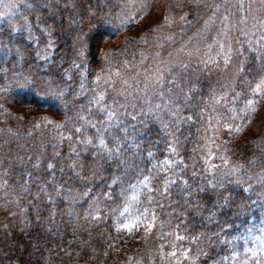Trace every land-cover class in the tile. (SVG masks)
Listing matches in <instances>:
<instances>
[{
    "label": "snow or ice",
    "instance_id": "1",
    "mask_svg": "<svg viewBox=\"0 0 264 264\" xmlns=\"http://www.w3.org/2000/svg\"><path fill=\"white\" fill-rule=\"evenodd\" d=\"M201 2L205 8L213 10L205 20L202 29L197 33L201 36L200 43H204L206 34L216 19H220L222 25L216 35L211 38V43L206 44L208 52H205L204 56L207 59L198 56L201 51L199 46L187 49L186 44L169 52L166 60L159 59V50L164 48L165 42L175 41L178 33L173 29L178 27L182 33L185 31V26L192 24V21L186 18V12L181 14L180 11H176L177 8L182 10L185 7L179 0H130L117 15L98 18L97 30L108 28L119 30L136 26L135 35L139 37L136 43L142 48L139 52L138 63L143 65L149 59L153 61L151 70L148 68L143 70V88L140 87L138 80L140 72L129 76L122 71V69H129L137 65H133L132 61L127 59L123 61H114L113 59V57L125 55V51H113L111 48H104L100 51L99 45H97L98 51L93 52L92 44L86 39V33L77 37L80 46L76 49L75 56L79 59V63L76 59L72 62L73 68L83 67L84 69L80 75L79 91L73 89L71 85L65 86L63 82L57 83L53 79L34 78L32 73L22 70L13 72L11 84L0 87V101H2L0 108H4V105H10L13 108L19 107L23 95H35L45 101H50L48 114L39 117V122L34 124V128L51 126L54 130L53 151L50 159H37L33 163V167L37 169L42 164L45 165V170L49 173V179L39 186V192L44 193L50 202H54L52 192H55L57 196L63 192L64 199L70 204L87 202L88 209L85 210V215L93 216V219L97 221L102 220L105 215L102 213L101 205L108 209L106 215L111 216L113 220H118L128 214V222L120 223L117 231L141 228L145 233H151L157 227L162 231L171 225V221L165 224L161 220L157 226L156 222L160 218L156 209L164 208V204L156 197L168 198L174 186L180 189L184 197L179 207L173 208L169 213V215L177 214L175 218L179 220V223L176 228L179 229L180 224L184 223L180 217L186 219L190 210L191 214L196 216L207 210L206 219L212 222L217 211L232 205L231 196L219 189H225L230 184L243 185L247 183L248 187L243 188V191L249 192L252 191L253 186L248 181L253 178L257 183L264 185V42H262L264 36H261L256 44H253L251 40L247 41V52L253 54L254 66L246 69V61L239 60L235 65V71L227 80L228 91L217 93L213 89L210 93L209 98L214 104L220 105L222 101L227 104L228 114L218 113L217 117L209 118V129L213 131V136L206 137L205 147H208V151L204 158L203 170L197 168L195 157L192 158L193 162L189 165L180 156L178 149L180 141L176 135L179 130L176 125L180 123V119H173V117L180 118L179 105L176 102L182 98L185 107H196L193 102L196 100L197 93L200 92L198 73H202L205 69L212 71L210 67L212 64L216 65L217 70L228 72L232 67L233 56L245 54L244 42L237 39L236 42L240 43L241 47L235 49L232 47L233 37L230 33V25L227 23L228 15L219 16L221 9H224L225 12L228 11L227 7L219 3L213 5L208 0H201ZM27 7L31 8L32 5L28 4ZM240 7L243 8V5L241 4ZM261 8H264V0H261ZM128 9L135 11L129 13ZM240 22L244 23L245 21L242 19ZM260 24L261 27H264V21H260ZM17 31L21 33L19 39L12 36V33ZM25 31L28 41L37 39L26 18L24 25L11 29L7 42L3 35H0V53H5L7 50L6 54H11L15 47V56L17 57L15 63L21 67L29 54V50L22 43ZM41 31H45V29ZM241 32L247 35L243 29ZM126 39L130 40V38ZM189 39L191 40V37ZM51 46L52 41L49 40L47 47ZM145 48L147 50H143ZM214 48L217 49L215 56L219 59H214L208 54ZM151 49H156V51ZM174 53H184L188 59L185 60ZM97 55L101 66L95 72V78L91 81L92 87L89 88L87 72L89 58ZM131 55L135 59L137 54L132 53ZM36 56L48 62L47 48L43 56L40 52H37ZM193 57H197V63L203 64L204 67L193 68ZM220 60L223 61L222 65ZM166 75L171 76V79H166ZM249 76L251 78H248ZM67 79H71V77L69 76ZM238 83L242 85L239 91H237ZM165 84L171 85L167 89L170 94L168 99L162 100L160 103H153L158 89L160 96H164ZM150 86L151 92H149ZM109 90L115 93L111 96L110 102ZM89 91L92 95L88 99L87 105L81 104L77 108L75 101ZM229 93H234L230 101L228 100ZM69 94H71V99H69ZM69 103H72L71 108ZM173 104H176L175 109L169 107ZM129 106L133 110L138 109L136 114L127 113ZM94 109L98 113L96 116L93 115ZM121 109H124V112ZM165 110L169 113L167 120L162 115ZM69 112L72 115H69ZM126 113L136 123L128 125L121 120V116ZM138 116H143L144 119L138 120ZM55 117H61V119L57 120ZM183 119L191 121L193 115ZM213 119H215L214 124L212 123ZM149 121L159 122L163 134L170 137L165 141L167 154L163 159L157 158L154 149V145L160 143L159 139L152 142L138 137L137 124L147 128ZM256 121L259 122L257 138L248 140L246 132L252 131V125ZM129 127L132 132H129ZM114 128L119 130L120 135L113 133ZM221 130L227 134L229 139L218 144L217 133ZM240 137L244 138L245 143L258 146L262 155L258 157L254 155L253 158L244 162L240 159H233L236 152L227 145L234 143ZM65 141L68 142L66 154L60 150ZM146 143L149 145L148 147H145ZM210 146H214L216 151L213 152ZM213 157L220 163H213ZM113 162L120 171H109ZM256 167L260 168L259 172L252 171ZM57 169L61 176L67 177L66 180L57 182L55 179ZM189 169H191L190 177L188 176ZM97 181H100L101 188L106 190L95 192V182ZM49 183L52 185L51 192L48 190ZM22 190L27 192L29 188L22 186ZM201 193H206L210 199L206 200L204 196L199 195ZM117 196L122 200L116 204V207H112L108 202L115 203ZM211 197H215V199L213 200ZM242 206L240 205V207ZM225 227H228L227 223L221 228V232ZM254 229L260 233L259 236L254 237L255 241L259 243V247L245 248V258L239 260V264H248V260L253 258H257L256 264H264V261L258 258L264 256V219H261L259 226L253 225L252 228L247 229L250 236L253 235ZM165 234L172 235L173 233ZM214 235L219 238L220 233H214ZM161 238L163 237L161 236ZM175 238L177 241H183L188 237L177 232ZM202 238L211 239V237H205L204 233L194 234L190 239L192 243H196ZM235 239H245V237L237 236ZM222 242L233 245L232 259L238 260L240 253L235 251L234 241ZM173 247L176 245L173 244ZM200 255H206V253L201 249L192 256L191 250L188 248H185L179 257L176 251H170L166 255L163 251L160 252L161 259L171 257L175 259L176 264H180L181 259L189 260L190 256H192L191 264H195ZM227 259L229 258L223 257V260Z\"/></svg>",
    "mask_w": 264,
    "mask_h": 264
},
{
    "label": "trees",
    "instance_id": "2",
    "mask_svg": "<svg viewBox=\"0 0 264 264\" xmlns=\"http://www.w3.org/2000/svg\"><path fill=\"white\" fill-rule=\"evenodd\" d=\"M122 2L123 0H29L22 7V10L15 19L0 25V35H3L5 42H7L8 33L11 32V29L24 25L26 18L37 39L28 41L26 39L27 32L23 33L24 39L22 43L29 50V54L22 67L15 63L17 59L15 47H13L11 54H6L7 50H5V53H0V87L11 84L13 72L22 70L26 73H32L34 78L53 79L57 83L63 82L65 86L71 85L73 89L79 91L80 75L84 69L83 67L73 68L72 62L76 59L77 63H79V59L75 56V51L80 46L77 37L82 33L87 34L86 39L92 44L93 52L98 51L97 45H99L100 51L104 48H111L113 51H125V55L116 56L113 59L114 61L127 59L132 61L133 65H137L129 69H122V71L126 72L129 76L140 72L138 80L141 86L144 78L143 70L145 68L151 70L153 61L149 59L143 65H139V52L142 48L136 43L139 39L135 35L137 31L136 27H126L129 29L121 28L119 30L115 28L97 30L96 27L98 18H107L109 15L114 16L120 13L118 8ZM44 3L47 5L41 7V4ZM28 4H31L32 7H27ZM37 4L40 5L37 6ZM183 4L185 5V11L188 12L189 20L194 21L197 18L196 12L191 10L189 3L183 2ZM48 8H53L54 10L50 12ZM42 29H45V31H41ZM12 36L19 39L21 33L17 31L12 33ZM126 38H130V40ZM49 40L52 41L51 47H47ZM175 46V42L165 44L164 48L159 50V58L164 59L169 51L172 50L173 52L177 48ZM46 48L48 62L36 56L37 52H40L43 56ZM151 50L156 51V49ZM132 53L137 54L135 59H133ZM251 56L235 55L233 59L235 57L234 60L236 62L233 63L245 60L246 69L252 68L255 61ZM100 66L101 62L98 55L89 58L87 69L89 88L92 87L91 81L94 80L95 72L99 70ZM192 67L198 68V65L194 64ZM5 69L7 71H4ZM198 75L200 92L197 93L196 100L193 102L196 104V107H185L181 98L176 102L179 105L180 118L173 117V119H180V123L176 125L179 129L176 132L180 141L178 149L180 156L189 165L192 164V158L195 157V151L200 143L202 120L204 117L203 110L209 102L210 93L213 90V84L208 76L204 73H198ZM69 76L71 79H67ZM248 78L251 77L249 76ZM133 83L135 84V82ZM117 86L119 85L117 84ZM166 87L168 88V86ZM240 87L242 85L238 83L237 91L240 90ZM163 90L165 91V85ZM91 95L92 93L89 91L80 96L75 101L77 108L81 104L87 105V101ZM113 95L115 93L109 90V102ZM233 95L234 93H229L228 100ZM69 99H71V94H69ZM135 103L139 104L140 102ZM155 103L160 102L156 100ZM223 103L222 113L227 115L228 106L226 104L225 108V102ZM49 104L50 101H45L41 97L23 95L19 107L13 108L10 105H4V108H0L1 197L8 198L9 200L13 198V203H15L21 199L20 197H23L22 194L25 192L22 190L23 186L29 188V191L25 192V197L30 200L32 199L31 204L25 207L27 212L25 217L22 218L21 226L8 233L0 232V264H131L125 261L115 249L111 219L102 222L94 221L90 216L85 215L86 208L84 205L78 203L71 205L64 199L63 192L59 196L55 192H52L54 202H50L44 193L39 192V186H42L49 179V173L45 170V165L42 164L37 169L33 167V163L37 159L47 160L51 158L54 130L51 126H42L36 129L34 128V124L39 122V117L48 114ZM170 106L174 109L176 108V104ZM237 106L239 107L240 105L238 104ZM69 107H72V103H69ZM5 109H7V112H5ZM121 111L124 112V109H121ZM137 111L138 109L133 110L131 106L127 109V113L136 114ZM127 113L121 116V120L128 125L136 123V121L131 120V117ZM68 114L72 115L71 112ZM93 115H98L95 109L93 110ZM162 115L164 119H169V114L162 113ZM189 115H193L191 121L183 119ZM55 119L60 120L61 117H55ZM143 119V116H138V120ZM258 124V121L254 122L252 131L246 132L248 140L257 138ZM129 132H132L131 127H129ZM113 133L120 135L119 130L115 128L113 129ZM137 133L138 137L145 141L155 142L159 139L160 143L155 144L154 149L157 158L163 159L165 157V141L169 140L170 137L163 134L159 122L149 121L147 128H144L141 124H137ZM227 139H229L228 136L226 137ZM148 146L146 143L145 147ZM227 146L236 152L233 159H240L242 162L253 158L254 155L257 157L262 155L258 146L245 143L243 137L237 138L234 143ZM60 150L62 153H67V141L61 146ZM196 164L198 169L203 170L197 162ZM109 171L118 172L120 170L116 168L115 162H113ZM252 171L259 172L260 168L256 167ZM29 173H31V176H29ZM190 175L191 169H189L188 173L189 177ZM55 179L57 182H62L67 177L61 176L57 169ZM197 179L199 180V178ZM252 180L256 181L255 178ZM252 180L248 181L253 186L252 191L249 192L243 191V188L248 187L247 183L243 185L230 184L225 189H219V191L229 194L233 203L229 207L217 211L212 222L206 219L208 216L207 210L199 216L192 215L190 210L186 219L180 217L181 220H184V223L180 224L179 229L176 228L177 223H179V220L175 218L177 214L173 213L169 215V213L172 212L173 208H178L179 204L183 202L184 197L180 189L174 186L168 198L157 196L156 198L164 204V208L156 209V213L160 218L158 223L160 224L161 220L165 224L171 221V225L165 227L167 230H172L188 237L181 241L178 247L168 249L169 252L176 251L179 257L180 253L185 248H188L191 250V254H193L194 249H196L194 246L198 242H191L190 238L192 235L204 233L205 237H212L216 232L220 234L231 232L239 229L243 222H248L250 219L258 217L259 214H263L264 198L262 197H264V185L255 184ZM100 185V181L95 182V192L106 190L102 189ZM51 189L52 185L49 183L48 190L51 192ZM199 195L204 196L206 200L210 199L206 193ZM211 199L214 200L215 197H211ZM121 200L122 198L116 197V202L120 203ZM253 201L255 203H252ZM240 205L243 206L240 207ZM208 206L210 207L211 205L209 204ZM225 223H227L228 227H225L224 231L221 232V228ZM185 229H187V232H185ZM200 241L207 242V239L202 238ZM150 257L141 259L139 264H176L174 258L161 259L160 254L153 253ZM223 257H227L224 250L218 251V249H213L205 256L196 259L195 264H233L228 259L223 260ZM191 258L192 256H190L189 260L181 259L180 264H191Z\"/></svg>",
    "mask_w": 264,
    "mask_h": 264
},
{
    "label": "rangeland",
    "instance_id": "3",
    "mask_svg": "<svg viewBox=\"0 0 264 264\" xmlns=\"http://www.w3.org/2000/svg\"><path fill=\"white\" fill-rule=\"evenodd\" d=\"M29 0H2L0 2V25L4 23H8L11 20L15 19L19 12L22 10V7H24ZM130 0H123L121 6L118 8V11L121 12L122 8L125 4L129 3ZM180 3L185 2L186 4L189 3L191 5V10L193 12H196L197 18L193 21L192 24L189 26H185V31L180 32L178 27H175L173 31L178 33L175 37V43L177 48L179 46L185 45L187 49H192L194 47L199 46L201 51L198 54L199 57H202L204 59H207L206 56H204L205 52H208V49L206 47L207 43H211V38L216 35V32L222 27L220 19H216L214 24L211 26L210 31L206 34V39L204 43H200L201 36L197 35L198 31L202 29L205 20L208 19V17L212 13V8H205L203 2L201 0H179ZM211 4H224L228 11L225 12L224 9H221V12L219 13L220 17H223L225 15H228V21L227 23L230 25V33L233 37L231 43L232 47L240 48L241 44L237 43L236 40L239 41L244 40L243 47L245 48V56L250 57L253 55L252 53L247 52V41L251 40L253 44H256L257 40L261 36H264V27H261L260 21H264V8H261V0H208ZM42 3V2H41ZM243 5V8L240 7V5ZM5 5H8L7 7ZM40 4H37V6ZM47 4H41V7H45ZM36 6V7H37ZM54 10L53 8H48V11L52 12ZM129 13L135 11L134 9H128ZM176 11H180L181 14L187 13L186 18H188V12L185 11V8L182 10L177 8ZM199 14V15H198ZM139 19V17H138ZM244 20V23H241V20ZM131 27H136L135 25ZM129 29V28H126ZM241 29L244 30V33H247V35L243 34L241 32ZM168 34V33H166ZM191 37V40L189 39ZM264 42V41H262ZM172 43V42H171ZM165 44H169V42H165ZM169 48V47H168ZM171 50V48H169ZM168 49V50H169ZM174 49V48H173ZM217 49H213L208 54L213 56L214 59H219L215 56V52ZM169 52H172L169 51ZM168 52V53H169ZM174 55H180L183 59L187 60L188 57L184 53H174ZM235 56V55H234ZM253 57V56H251ZM168 58L167 56L164 58L165 60ZM163 59V58H159ZM235 59V57H234ZM233 59V62H236V60ZM221 65L223 64V61L220 60ZM198 65V68H203V64L197 63V57L192 58V65ZM235 65L236 63H232V67L228 72H221L217 70L216 65L212 64L210 65L212 71H208L205 69L202 73H204L206 76H208L209 80L213 84V89L217 93L220 92H226L228 91L227 88V80L231 77L232 73L235 71ZM161 67H164V65H161ZM200 74V73H199ZM196 75V74H195ZM166 79H171V76L166 75ZM171 87V85L165 84V91L164 96L161 97L159 94V89L157 90V93L155 97L153 98V103L166 101L169 97V93L167 91V87ZM143 88V84L140 86ZM149 92H151V86L149 88ZM174 96V93H173ZM232 97V96H231ZM230 97V98H231ZM229 98V100H231ZM130 100H132L131 97H129ZM132 102H138V101H132ZM223 102H221L220 105L214 104V102L209 99V102L205 105L203 110V120H202V130L200 134V143L197 147V150L195 151V159L196 162L202 167L204 166V158H206V154L208 151V147H205L206 145V137L213 136V131L209 129V118L210 117H217L218 113H222L223 110ZM169 107H171L169 105ZM226 108V103H225ZM163 114H169L167 110L163 112ZM212 123H215V119L212 120ZM2 134V133H1ZM219 136V139L217 140V143H221L223 140H226L227 134L221 130L219 133H217ZM10 136V135H9ZM8 136V137H9ZM212 151L215 152L216 149L214 146H210ZM167 153H165L166 155ZM213 163L219 164L220 161L213 157L212 160ZM254 180H252L253 182ZM253 183H257L254 181ZM258 184V183H257ZM25 194V195H24ZM15 195V194H13ZM23 197H20L17 202H14V199H8V198H2L0 193V232L2 233H8L11 230L17 229L21 226L22 218L25 217L27 210L25 209L26 205H30L32 202V199L26 198V193L23 192ZM112 205V207H116V204L119 202H116L115 204L112 201L108 202ZM78 204L84 205L86 209H88V203L80 202ZM72 205V204H71ZM69 205V206H71ZM102 213L105 214L104 218L97 222H102L107 219H111L113 224V243L115 246V249L117 253H119L125 261L131 264H139L141 262V259H147L151 255L154 254H160L161 251L167 254L169 252L168 249H173V244L178 247V245L181 243V241H177L175 238L176 232H173L172 230H167L164 228L162 231L157 227L154 229L151 233H145L143 229L141 228H132V229H121L120 231H117V228L119 227L120 223L128 222V214H125V217L119 218L118 220H113L111 216L106 215L108 212V209L101 205ZM142 210V209H141ZM95 215V214H94ZM93 219V216H90ZM261 219H264V210L263 214H259L258 217L250 219L248 222H243L239 229H235L231 232H223L220 234L219 238L215 235L211 237V239H207V242H198L197 245L194 246V252L192 256H194L199 250H203L204 253H210L213 249L218 251L224 250L227 254L228 260L232 262L233 264H239V260H243L245 258L244 256V250L245 248H253V247H259V243L255 241L254 237L259 236L260 233L253 230V235H249L247 232L248 228H252L253 225L259 226ZM95 221V219H94ZM157 226H159L158 221L156 222ZM173 233L172 235H166L165 233ZM219 233V232H216ZM181 235V234H180ZM161 236L163 238H161ZM237 236H243L245 239H235ZM232 240L234 241L235 245V251L240 253V256L238 260H233V245H230L226 242ZM249 255H251L249 253ZM205 255H200L198 258H201ZM151 258V257H150ZM262 261H264V256L258 257ZM256 259L253 258L251 260H248V264H256Z\"/></svg>",
    "mask_w": 264,
    "mask_h": 264
}]
</instances>
